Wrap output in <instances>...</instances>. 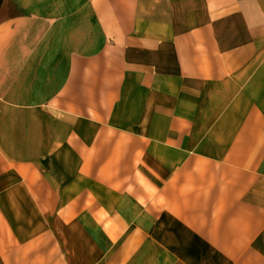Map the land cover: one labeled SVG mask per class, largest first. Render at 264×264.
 Wrapping results in <instances>:
<instances>
[{
  "label": "crops",
  "instance_id": "0c3cea01",
  "mask_svg": "<svg viewBox=\"0 0 264 264\" xmlns=\"http://www.w3.org/2000/svg\"><path fill=\"white\" fill-rule=\"evenodd\" d=\"M0 264H264V0H0Z\"/></svg>",
  "mask_w": 264,
  "mask_h": 264
}]
</instances>
